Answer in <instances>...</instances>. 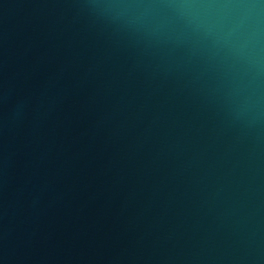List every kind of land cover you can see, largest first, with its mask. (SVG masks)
Wrapping results in <instances>:
<instances>
[{
  "label": "water",
  "instance_id": "95a60500",
  "mask_svg": "<svg viewBox=\"0 0 264 264\" xmlns=\"http://www.w3.org/2000/svg\"><path fill=\"white\" fill-rule=\"evenodd\" d=\"M0 264H264V0H0Z\"/></svg>",
  "mask_w": 264,
  "mask_h": 264
}]
</instances>
